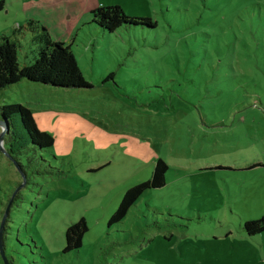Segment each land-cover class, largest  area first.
Here are the masks:
<instances>
[{"label":"rangeland","instance_id":"obj_1","mask_svg":"<svg viewBox=\"0 0 264 264\" xmlns=\"http://www.w3.org/2000/svg\"><path fill=\"white\" fill-rule=\"evenodd\" d=\"M101 5L151 25L103 30L90 14ZM30 20L70 45L91 87L23 79L0 90V106L28 107L54 137L19 154L27 177L6 155V135L1 144L8 261L264 264V232L243 230L264 215V166L249 168L264 163V0H4L0 37L16 40L20 66L38 54ZM157 158L165 185L107 225ZM81 217V246L63 252Z\"/></svg>","mask_w":264,"mask_h":264},{"label":"trees","instance_id":"obj_2","mask_svg":"<svg viewBox=\"0 0 264 264\" xmlns=\"http://www.w3.org/2000/svg\"><path fill=\"white\" fill-rule=\"evenodd\" d=\"M4 8V0H0V11ZM92 22L103 30L112 32L123 24L151 25L149 18L130 17L118 5L97 6L91 10ZM28 21L30 29L37 31L34 39L38 43V54L31 63L20 66L17 56L18 43L9 36L0 37V90L17 83L23 79L61 88H89L91 83L86 81L70 45L63 42H53L45 27ZM36 32V33H37ZM113 73L109 74L110 78ZM7 125L6 152L10 154L20 173L28 176L25 165L20 161L19 154L24 153L28 146L35 149H45L53 146L54 137L50 132L38 129L31 110L18 103L0 106V118ZM255 166H264L256 163ZM167 163L162 158H157L152 175L149 179L129 187L123 194L117 208L108 219L107 225L121 221L129 208L136 202L142 193L148 189L161 188L166 183L165 173ZM88 226L83 217L73 222L65 229V245L63 252L79 248ZM243 230L248 236L264 232V215L255 220L245 221ZM4 239V237H3ZM4 247V244H3Z\"/></svg>","mask_w":264,"mask_h":264},{"label":"water","instance_id":"obj_3","mask_svg":"<svg viewBox=\"0 0 264 264\" xmlns=\"http://www.w3.org/2000/svg\"><path fill=\"white\" fill-rule=\"evenodd\" d=\"M0 127H1V133H0V147H1V144L3 142V139H4V136L6 135V132H7V125L4 121V119L1 117L0 118ZM6 155L8 157L11 158L10 154L5 152ZM19 169V168H18ZM24 177V176H23ZM11 202V201H10ZM10 202L8 203V205L6 206V209L4 211V215L1 219V223H0V255L2 257V260H3V263L4 264H11L7 257L5 256V253H4V247H3V237H2V230L4 229V221L6 220L5 217H6V214L8 213V209H9V206H10Z\"/></svg>","mask_w":264,"mask_h":264},{"label":"crops","instance_id":"obj_4","mask_svg":"<svg viewBox=\"0 0 264 264\" xmlns=\"http://www.w3.org/2000/svg\"><path fill=\"white\" fill-rule=\"evenodd\" d=\"M94 6V5H93ZM92 8V7H91ZM94 8H92V10H93ZM91 12V11H90ZM91 14V13H90ZM35 55L33 54L32 56H31V59L33 60V59H35Z\"/></svg>","mask_w":264,"mask_h":264}]
</instances>
